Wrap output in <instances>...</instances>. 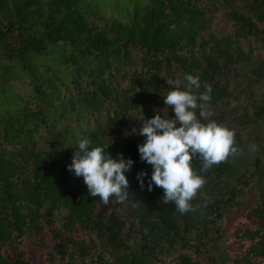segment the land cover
Here are the masks:
<instances>
[{"label":"trees","instance_id":"16d2710c","mask_svg":"<svg viewBox=\"0 0 264 264\" xmlns=\"http://www.w3.org/2000/svg\"><path fill=\"white\" fill-rule=\"evenodd\" d=\"M224 9L235 35H203ZM257 25L264 46V0H0V264H264V169L235 200L239 170L225 159L201 172L194 157L205 183L183 214L136 178L151 173L141 123L174 116L168 80L187 90L184 76L198 77L193 92L211 89L207 119L221 124L230 76L264 78L239 44ZM250 113L236 119L264 124L263 107ZM84 138L134 161L124 201L89 196L68 171Z\"/></svg>","mask_w":264,"mask_h":264},{"label":"clouds","instance_id":"9594fccd","mask_svg":"<svg viewBox=\"0 0 264 264\" xmlns=\"http://www.w3.org/2000/svg\"><path fill=\"white\" fill-rule=\"evenodd\" d=\"M184 80L187 90L176 87L175 80L167 81L173 89L163 97V103L171 108L174 116L163 118L156 114L141 123L138 134L144 141L137 145V151L139 159L151 166V173L149 176L140 171L136 176L142 187L147 177L149 191L153 186L162 188L164 202H172L181 214L194 211L190 201L205 183L191 167L192 159L200 158L203 172L237 152L233 130L207 119L212 115L208 103L211 89L206 87L196 95L193 89L200 88L198 77L186 74ZM131 131L137 132L135 128ZM133 163L131 158L119 153L113 158L103 146L92 147L91 141L84 138L77 141V150L67 169L75 177H82L89 196L99 197L107 204L110 197H115L117 202L127 198L126 174Z\"/></svg>","mask_w":264,"mask_h":264},{"label":"rangeland","instance_id":"374dc122","mask_svg":"<svg viewBox=\"0 0 264 264\" xmlns=\"http://www.w3.org/2000/svg\"><path fill=\"white\" fill-rule=\"evenodd\" d=\"M242 11V10H240ZM229 10L224 9L214 19L210 28L205 31L203 35L215 34L218 36H231L233 37L236 32V28L229 19ZM260 31H263V27L257 25V30L252 35H247L239 38V44L243 48L245 53H249L253 58H259L264 60V46L263 42L259 40ZM252 68V67H251ZM237 75L231 77V91L232 96L227 103V108L230 113L225 118V121L220 125L226 126L234 132V146L237 148L236 153H230L226 160L232 164L237 170L238 180L235 177L229 184L230 191L236 193L235 200L242 199L243 196L250 194L248 191L250 186H254L257 183L256 178V166L264 169V124L259 123L258 128L245 127L240 124L236 119L239 112L247 113L250 117L252 113L250 111L257 107L264 108V78L260 82L250 80V70L241 68L238 70ZM264 74V71H263ZM232 110V111H231ZM259 120H254L258 122ZM254 160H257L254 163ZM246 168V169H244ZM260 184V183H259ZM60 215L57 216L58 221L56 227L61 229L65 234H70L61 228ZM81 232L80 230H75ZM82 233V232H81ZM84 233V232H83ZM102 250V246L97 244L94 252ZM171 258L165 259L163 264H169Z\"/></svg>","mask_w":264,"mask_h":264}]
</instances>
